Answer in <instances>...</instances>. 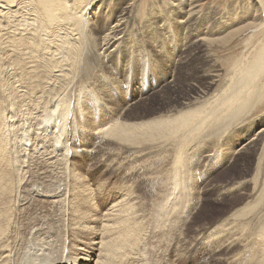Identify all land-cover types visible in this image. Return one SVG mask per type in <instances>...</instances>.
<instances>
[{
	"label": "bare ground",
	"instance_id": "6f19581e",
	"mask_svg": "<svg viewBox=\"0 0 264 264\" xmlns=\"http://www.w3.org/2000/svg\"><path fill=\"white\" fill-rule=\"evenodd\" d=\"M206 1L159 0L166 6L161 7L158 13L151 9L140 13L133 0H0V44L4 43V47L0 45V85L7 101L5 107L16 109L20 115L30 114V121L37 126L47 115L54 114L56 120L53 128L44 124V132L46 139L62 153L59 162L65 165L64 170L57 167L59 172L51 173V181H42L43 184L36 182L42 179L37 171V160L31 153L35 154L38 147H32L30 143L37 140L35 137L39 132L42 133L38 127L31 129L23 126L20 130L13 129L12 137L0 138V264L5 262L7 252L13 247L16 260L13 259L14 255L6 257L11 264H87L91 258L93 262V256L96 259L97 253L96 264H127L132 260V264H158L155 261L158 255L156 237L171 235L166 242L173 243L176 230L167 228V224L158 230V223L168 215L167 212L180 208L182 203L178 205L177 200L181 194L178 191L186 190L191 174L204 170L207 157V163L212 159V140L219 141L225 148L222 153L218 151L222 159L217 162L216 168L211 169L212 172L226 167L228 162L233 163L232 168L225 172V186L222 184L215 189L222 198L221 203L231 204L230 210L210 223L204 218V222H200L203 224L192 231L193 224H197L206 208L212 206V203H208L211 196L208 190H204L201 197L194 193L193 204L196 208L193 213L196 212V215L192 213L191 220L185 207L182 212L176 211L184 228L182 232L179 230L181 237H184V241L188 239L186 245L193 244L191 237H205L204 244H197L192 253L197 256L195 261L192 259L186 264L207 261L206 256L200 255L202 252L210 259L218 256L227 243L221 237L225 233L233 235V241L230 238V244L224 247L223 254L228 257L220 258L217 264H251V260L254 264H264V118L252 122L251 127L258 129L241 146L236 147L237 138L222 140L226 134L239 132L235 126L243 127L251 117L258 116V111L261 112L263 107L259 105L264 104V20L259 16L264 10V0H256L247 9L242 8L244 12L240 15L237 8L231 7L234 15L223 23L220 17L225 12L213 5L204 10L202 7ZM134 9L135 14L132 13ZM139 17L142 20V25L137 26L141 30L139 35L161 64L164 60L160 54L165 50L163 47L158 50L155 42L166 45L162 38L165 40L168 37L166 48L173 47L171 41L176 43V48L180 47L177 50L179 61L176 60L179 69L177 73L174 72L175 77L169 81L163 80L161 90L153 89L143 98L137 96L131 102H125L124 107L119 103L113 104L112 109L97 107L101 113L104 110L106 119L100 124L99 121L85 118V115L83 119L80 111L86 105L85 101L78 102L72 97L68 98L67 94L80 84L78 78L74 80L77 73L83 71L87 77L92 72L94 74L95 61L90 58L86 39L96 38L100 41L97 47L99 56L104 59L110 58L117 50L122 54L124 46L137 47L139 44L138 35L131 43L126 36H132V25L138 22ZM149 28L152 32L147 36ZM251 28L250 38L247 37L240 46L243 56L236 63L224 62L225 67L228 63L234 67L226 73L227 69L224 70L217 62L214 53L224 50L230 53L232 49L227 46L233 45L232 42ZM222 30L230 32L222 36ZM41 38L45 39L46 44L45 47L42 45L43 52L40 50ZM174 49H169L168 55H172ZM39 51L43 55L38 56ZM168 65L165 63L164 67ZM102 73L106 75L104 71ZM217 86L219 89L213 91ZM1 102L2 97L0 120L4 114ZM33 110L37 113L31 114ZM112 110H119V116ZM79 125L81 132L78 131ZM97 126L95 139L100 140L106 151L107 148L119 151L118 154H111L112 159L117 155L121 157L122 151L133 152L127 158L132 161V166L141 167L145 176H155L158 171L167 176L169 184L166 187L171 191L170 195H156L151 201L153 203L148 205L147 215H144L146 208L129 203L131 200L126 201V196L116 189L112 193L114 199L109 197L103 202L100 196L94 194L89 186L91 183H84L79 191L76 182H66L70 177V168L77 173L82 172L80 166L72 163L74 156L83 154L86 159L91 157V161H96L95 155L80 152L75 138ZM242 129L241 136L251 135L249 130ZM58 131L62 138L57 136ZM15 139H20V143L12 145L11 141ZM39 141L44 142L42 139ZM8 146H11L9 151ZM104 147L102 149L105 150ZM105 163L107 167L101 170L108 173L113 171L114 160ZM10 165L12 170L9 169ZM31 166L35 169H29ZM137 169L133 167L131 171L135 183ZM181 184L184 186L179 188ZM251 187L252 192H249ZM141 190L138 187L134 193H141ZM242 191L245 195L239 196L237 192ZM243 195L245 200H238ZM96 203H99V207ZM103 211L106 212L101 216ZM84 215H88V218H84ZM48 216L50 219L47 220ZM235 230L240 231L239 236L233 234ZM88 239L92 240L89 244ZM242 244L243 251H240ZM207 245L209 248L205 249ZM31 247L35 249H29ZM21 250L22 256L17 255Z\"/></svg>",
	"mask_w": 264,
	"mask_h": 264
},
{
	"label": "rangeland",
	"instance_id": "374dc122",
	"mask_svg": "<svg viewBox=\"0 0 264 264\" xmlns=\"http://www.w3.org/2000/svg\"><path fill=\"white\" fill-rule=\"evenodd\" d=\"M135 1H136V3H135ZM255 1L256 0H207L204 3V6L202 8L204 10H207L209 8V6L211 7L212 5L214 7H216V8L219 7L218 9L220 11L225 12L220 17V19L222 20V23H223V22L229 20L234 15L233 9H230L231 7L234 8V9L237 8L238 12L237 11L236 12L238 13V15H240V13H243L244 12L242 10V8H246L247 9V7L252 6L255 3ZM139 2H140V5H139ZM155 2H156V5L154 4ZM3 3H5V2H3ZM133 3H134V5L137 6L138 9L141 10L140 13L145 12V10H147V9H151V10H153L154 13H158L159 10L161 9V7L163 8V7L166 6V4L159 3V0H151V1L150 0H133ZM146 4H148V5H146ZM13 6H16V4H14ZM140 6H142V7H140ZM144 7H145V9H144ZM156 7H157V9H156ZM135 12H136V9H134L132 11L133 14H135ZM263 14H264V10L262 9L261 12H260V15H259L261 19L263 18L262 20H264ZM251 16H253V15H251ZM141 21L142 20L139 17L138 22L134 23L136 25H134V24L132 25V27L134 28V32L133 33L130 32V34L132 36H130L129 34H126V36L130 38L129 39V42L130 43L131 42H135V38L134 37L136 35H138V37H139L138 40H137V43H139L138 46L137 47L132 46V47H129V48L127 46H124L123 49H122V54L120 53L119 50H117V51L114 52V54L110 58L108 57V59H104L103 57L99 56L100 53H99V50H98L97 45L100 43V41H98L96 38H91L89 41H88V39H86V41L88 42L87 43V46H88L87 48L89 49V51L91 53L90 54V58L92 59L93 62L95 61L94 62V64H95L94 65V74L92 75V73H93L92 72L91 75H89L87 77L83 71H80L79 73H77L75 75L76 78H74V80L78 78L80 84H79L78 87L72 88V90L68 93L69 95L67 94V97L68 98L72 97V98L76 99L78 102H80L82 100L85 101L86 105L83 106L84 108L82 107V110L80 111L81 114H82V116H83V119H84V115H85V118H87V119H89L91 121H94V120L99 121L98 123L100 124V121H106V119H105V117L103 115L104 110L101 113L100 111H98L99 110L98 108H102V107L103 108H106V107H108V108H111L112 109L113 108V104H118L119 103V105L122 106L125 102H131L132 99L133 98H136L137 96H140V98H143L146 93H149V92L153 91V89L154 90H156V89L157 90H161L163 88V83H162L163 80L164 81L165 80L166 81H169V80H171V79H173L175 77V75L177 73V70L179 69V67H178L179 66L178 65V61H179V55L180 54L177 53V50L180 47H177L176 48V46H175L176 43L172 42L171 39H170V41H171L170 43H171V45L173 47L166 48L167 42H169V40H167L168 37L165 39L166 41L164 40V38H162L166 45L159 44L160 42L159 43H156L155 42L156 47H157L158 50H160V47H163L164 50H165L164 53L162 52L160 54V57L164 60V63L162 62V64H161V61L159 62L158 59H156V58H154L152 56L151 51L147 48V46L145 45V43L142 41V39H143L142 36L139 35L141 33V30L137 26L142 25V22ZM162 26H163V24H162ZM151 32L152 31L149 28L148 31H147V36ZM181 32H183V31H179V33H181ZM229 32L230 31H228V30H225V31L222 30V32H220V34L222 36H224V35H226ZM251 34H252V28H251V30L249 29L246 32H244L241 36H239L236 39V41L234 40L236 43L235 42H232L233 45L230 44L229 46H227V47H231V49H232V51L230 52L231 55H230V53L227 54L225 50H224L225 53H224V51H222V53H220V52L214 53L215 54L214 55L215 56L214 58L217 60V62L224 68V70L227 69L225 71L226 73L231 72L234 67H233V65L231 63L230 64L228 63V65H227L228 67L227 66L225 67L223 65L224 62L227 63V62H232L233 61L234 63H236V61L238 59H240L241 56H243V52L240 51V48H241L240 46H242L246 42L247 37L250 38ZM244 35L245 36L247 35V36L245 37ZM154 36L157 37V35L155 33H154ZM121 37L122 36H120V38ZM151 37H152V34H151ZM42 39L43 38H41V43L42 44L40 43L41 44L40 50L43 52L44 50H42V49H43V47L46 46V44H44L45 43V39H43L44 42H43ZM261 39H262V37H261ZM91 42H92V44H91ZM238 43L240 45H237ZM43 44H44V46L42 47ZM0 45H2V47H4V43H2ZM233 47H234V50H233ZM93 49L96 52L93 51ZM169 49H171V50L174 49L173 52H172V55H168V53H169L168 50ZM97 50H98V52H97ZM241 50H242V48H241ZM42 52L39 51V53L37 55L39 56ZM41 55H43V53ZM123 55H125L126 57L123 58L122 57ZM45 58H44V61L46 60ZM97 59H99V60H97ZM62 60H63V57H62ZM176 60H178V61H176ZM126 61H128V62H126ZM110 62H112V63H110ZM118 63H120L119 66H117ZM165 63H168L169 64L167 68L164 67V64ZM151 64H153L152 67H150ZM107 65H109L108 68L105 67ZM105 68H107V69H105ZM102 71H104L106 73V75L103 74ZM175 71H176V73H174ZM181 72H183V71H181ZM184 73L185 72H183V74ZM150 76H151V78H150ZM89 78H91V79H89ZM226 79L224 78V80H226ZM14 81H16V79H14ZM75 82L76 81H74V83ZM159 84H161V85H159ZM218 89L219 88L217 86V88L213 89V91L214 90L217 91ZM2 90H3V88L0 85V97H2L1 104H2V108L4 109V110L1 109L2 111H4V114H3L2 120H0L1 121V127H0V130H1L0 131V135L1 136H0V138L2 136L12 137V134H11L12 133V130L13 129L20 130L23 126H26L28 128L30 127L31 129L36 128V126H37L36 123L34 121H30V114L29 115H24L22 113L20 115V114L17 113V110L16 109H9V108H6L5 107V105L7 104V101H6L5 95H4V93H3ZM134 90H136V93H135ZM92 92H93V94H92ZM151 95L152 94H150L149 96H151ZM64 97H66V95L63 96L62 98H64ZM95 100H97V101H95ZM111 100H112V102H111ZM122 107H124V106H122ZM259 107H262V110H261V112H260V110L258 111V116L256 114V115H254L255 118L251 117L247 121V123L245 122V125H243V127L242 126L239 127L238 125L235 126L236 128H238V131L239 132H235L234 134H230V135L226 134L223 137L222 140H227L229 138H232V139L237 138V140H235V142L236 143L238 142V144L236 145V147H238L239 145L241 146V144L245 141L246 138H249L250 136L254 135L255 134V131L254 130H257L258 127L255 128V129L252 128L251 127L252 122H254V121L259 122L261 119L263 120V118H264V104L263 103H262V105L260 104ZM92 108H94V109L92 110ZM88 109H90V110H88ZM35 113H37L36 110H33L31 112V114H35ZM113 113H115L117 116H119L118 114H120V111L119 110H115V111H113ZM40 114H41V112H40ZM32 116L35 117L36 115H32ZM251 119H254V120L250 121ZM55 120H56V118L54 117V114H52L51 116L50 115L49 116L47 115V118H45L44 121L42 120V122L37 127H38V129L43 134L39 132V135H37V137H35V138H37V140H32L31 143H30L32 145V147H35L36 146L38 148L36 149L35 154L31 153V152H33V150L26 152V155H28V154L31 153V155L33 156V158H35L37 160V165H38L37 171L40 172L41 175L39 177L42 180L40 179L41 181H38L39 179H37L36 182H40V183L42 181L49 182V181H51V177L55 173L59 172V169L61 170L62 167H63L62 168L63 170L65 169V167H64L65 165L63 166L62 164H60L61 162H59L60 159H61L62 153L61 152H58V150L55 147H53V143L49 142L46 139V136H45L46 133L44 132V128L45 127H48L49 125H51L52 128H53V126L55 124ZM24 123H26V124L24 125ZM44 124H46V126ZM85 127L83 128V130L85 129ZM42 128H43V130H42ZM242 128H245L244 131L245 130H249L250 132H248V133H251V135L246 134L245 136H241V134L243 133V129ZM96 130H98V126L94 130L93 129H88L86 131L87 133H85L83 136L76 135V138H75V144L80 145V149H81L80 152H82V153L87 152V153H90V154L95 155L96 156V161H91V157H89V158L86 159L83 156V154H81V155L78 154L77 156H74L75 159L72 160V163L80 166V171H82V172L81 173H77L75 170H73L72 168H70V161L71 160H69V162H68V169L70 168L69 169V171H70V177L68 178V180L66 182H68L70 184H73L74 182H76L77 188L79 189V191H81V186L84 183H86L87 185L89 183H91V185L89 184V186L94 190V194L97 195V196H100L101 201H103V202H105L106 200H108L109 197L114 199V196L112 197V193L116 189V191H118L120 194H123V195L126 196V198H125L126 201L129 202V200H131V202H129V203H132L134 205H139L140 204V205L143 206V208H146L144 215H147L146 212H148L150 204L153 203L151 201L156 198V195H166V196L170 195V192L171 191L169 189H167L168 184H169L168 181H167V176H164L165 174H162L159 171L157 173L155 172L156 173L155 176H149V175L145 176V174L143 173V170H141V167H138V165L132 166V161L129 160L130 156H127V155L128 154H134L133 152H130L129 153V152H123L122 151L123 154L121 152V157H119L117 155V158H113L112 159L113 156H111V154L114 155L115 154L114 152H116L118 154L119 151L118 150H112V149L107 148V151H108L107 152L106 151V147H104V145L100 143V140L98 141V140L95 139V132H96ZM55 131L57 132V130H55ZM78 131L79 132L82 131L81 130V125H79ZM34 133H35V131H34ZM57 136L58 137H61L60 136V132H59V134L57 133ZM41 139L44 142L41 143L39 141ZM19 143H20V139H15V140H12L11 141V144L12 145H16V144H19ZM70 144L73 145V143H70ZM102 145L105 148V150L102 149L103 148ZM210 146H211V150L213 152V153H211V155L213 157L210 160V162L207 163V160L209 159V157H207L206 158V162L204 163V168H203L204 170H201L200 172L198 171V173H196V174L195 173L191 174L189 176L188 180H187V183H186V190H181L183 192L178 191L181 194L180 195V198L177 200L178 201V205H180L182 203L180 205V208L175 209L174 212H169V213L167 212V214L169 216L166 215L158 223V225L160 227V228L158 227L159 228L158 230L162 229L161 226H164L166 224H167L166 225L167 228L176 229L175 230V233L173 234V238H172V242L174 240L173 243L166 242V240H168V238H171V235L165 236V237H159V238L156 237V240H157L156 242H157V245H158V249H157L158 255L156 257L157 260H155V261L158 264H186L190 260L192 261V259H194V261H195V258L197 256L196 255H192V253L194 252L197 244H204L205 237H200V238L199 237L198 238L197 237L196 238L195 237H191L194 240L193 244L191 246L186 245V243H188V239H186V241H184V239H183L184 237H181V232H182L181 230H183L184 228L182 227L183 225H182L181 219H179V216L176 213L177 210H180L182 212L183 211V208L185 207L186 210L188 209L187 212L189 213V218H190L189 220H191V218H193V214L196 215L195 214L196 212L193 213L194 210H195V208H196L195 205L193 204L194 193H196L199 197H201V195L203 194V191L204 190H208V192H209V194L211 196L209 198V202L208 203H210V204L212 203L211 204L212 206H211V208H206V210L203 212V214L201 216L202 219L200 218L201 220L199 219L198 220L199 222L197 224L196 223H195V225L193 224L192 231H194L198 226H200L201 224H203V223H200V222H204V221H202L204 218L206 219L205 221H208L210 223L212 220H214V219L216 220L217 218H219L220 216H222L229 209V207L231 205V204L221 203L222 198H221V196H219V194L217 193L216 190L219 189L221 187V185L225 181H227L226 180V177H225V175H227V174L225 172H226V170H229L230 168H232L231 164L233 165V163L232 162L231 163L228 162V164L225 165L226 167H222L221 170H219V171L216 170L213 173L212 170L214 168H216L217 162L220 159H222L221 157L218 156V154H219L218 151L221 150V153H222V151H224L225 148H223V145L219 141H215V140H212ZM10 147L11 146H8V151L10 150ZM103 151H105V152H103ZM202 152L205 153L204 150H202ZM208 153H210V152L208 151ZM48 155H49L50 159H49ZM105 156H106V159H105ZM138 156H142V154L141 155L139 154ZM206 156H208V155H206ZM69 157H71V155ZM127 157H129V158H127ZM10 158H11V156H10ZM110 158L112 160H114V169H113V171H111L109 173L108 172H105V171H102L101 170L102 168H106L107 167V164L105 162L108 161V160L109 161H112V160H110ZM69 159H71V158H69ZM117 159H118V161H117ZM53 162H54V164H53ZM29 163H30V161H29ZM55 163L58 164V166ZM57 167H59V169ZM133 167L134 168L136 167V169L139 168V169L135 170V172H137V174L134 175V176L137 177L136 183L134 181L135 179L131 177V175H132L131 171H132ZM44 168H46V169H44ZM9 169L12 170L13 167H11V165H10ZM29 169H35V167H32L31 166V167H29ZM47 175H48V177H47ZM79 175H82V176H79ZM124 175L125 176L129 175L128 177L129 178H132V179L129 180V178L128 177L126 178ZM151 178H154V179L152 180ZM216 178H217V180H216ZM145 179H146V182H145ZM124 181L127 182V183H124ZM214 181H215V184H214ZM43 183L44 182H42V184ZM250 183H252V181H250ZM224 184H223V186H225ZM123 186H124V189H123ZM125 186H126V188H125ZM182 186H184V185L181 184L179 188H181ZM117 187H119V188H117ZM138 187H141V189H143V190H141V193H139V192L138 193H134L137 190ZM252 188L253 187H251V191H249V192H252ZM35 189L36 188H34V190ZM149 193L151 195H149ZM223 193L224 192H221L220 194H223ZM237 193L240 196V195L244 194V191L237 192ZM244 195L241 198H239L238 200H240V199H241L240 201L245 200V196ZM246 195H249V194L247 193ZM128 202H125V203H128ZM96 204H98V207H99V203H96ZM199 209H201V207ZM199 209H198V211H200ZM104 212H106V211H103L101 216L104 215L103 214ZM98 213H100L99 209H98ZM139 215H141V214H139ZM175 215L178 216V217H176ZM101 216L99 217V219H101ZM84 218H88V215H86V216L84 215ZM46 219L47 220L50 219L49 216ZM221 219H219V221ZM163 220H165V221H163ZM141 221H142V219H141ZM177 223H179V224H177ZM246 225L247 226H250V224L247 223V222H246ZM204 228H206V227H204ZM237 233H238V235H237ZM233 234H235L236 236H239L240 235V231L235 230L233 232ZM230 236L231 235H228V233H225V234H223L221 236V237H223L222 240L223 241L226 240L227 243H225V245L222 247L223 250L221 249V251L218 253V256H214L216 259L214 257L213 258L211 257V259H210L206 255L205 252H202L200 255L203 256V257L206 256L207 257V259H206L207 261L204 262V260H203V261H201L202 262L201 264H217L219 262V259L220 258L221 259L227 258L228 255L227 254H223V253H224V250H225L224 247H226V246H228L230 244L228 242L229 239L231 238L230 240L233 241V237L234 236L233 235H232L233 237L232 236L230 237ZM164 238H165V240H164ZM164 241H165V243H163ZM38 242L39 241H37L34 245H36ZM87 242L89 244V242H92V240L91 239H88ZM243 245L244 244L240 245V246H242V247H239L240 248V251H243V247H244ZM233 247L234 246H232V248ZM204 248L205 249L206 248H209V246L208 245L207 246H204ZM29 249L34 250L35 248L34 247H31ZM3 253H4V250H3ZM97 254L95 256L96 259H94V256H93V262L91 261V259H92L91 258L90 259V262L91 263L88 262L87 264H96V262H97ZM221 254H223V255L221 256ZM8 255H14L13 259L16 260V257H15V247H13L12 250L9 253L7 252L6 257ZM17 255L22 256V250ZM213 255L214 254H212V256ZM215 255H217V254H215ZM6 257H5V262L3 264H11V263H8L9 261H8V259H6ZM132 263H133V260L130 263H127V264H132ZM142 263H144V262H142ZM251 264H254V261L252 262V260H251Z\"/></svg>",
	"mask_w": 264,
	"mask_h": 264
}]
</instances>
